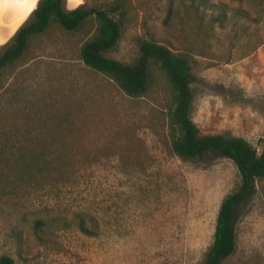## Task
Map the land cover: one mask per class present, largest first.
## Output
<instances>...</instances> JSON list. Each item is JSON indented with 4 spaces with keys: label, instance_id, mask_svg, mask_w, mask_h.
<instances>
[{
    "label": "rangeland",
    "instance_id": "obj_1",
    "mask_svg": "<svg viewBox=\"0 0 264 264\" xmlns=\"http://www.w3.org/2000/svg\"><path fill=\"white\" fill-rule=\"evenodd\" d=\"M119 1L111 16L121 37L106 56L131 63L142 39L186 56L200 132L241 137L258 151L264 0ZM37 2L0 0V47ZM94 29L93 17L74 32L51 24L2 72L0 256L13 264H199L240 174L219 153L182 160L172 152L171 87L157 65L149 64L139 97L86 67L79 49ZM234 232V251L220 264H264V181L237 206Z\"/></svg>",
    "mask_w": 264,
    "mask_h": 264
},
{
    "label": "trees",
    "instance_id": "obj_2",
    "mask_svg": "<svg viewBox=\"0 0 264 264\" xmlns=\"http://www.w3.org/2000/svg\"><path fill=\"white\" fill-rule=\"evenodd\" d=\"M98 1L91 7L84 3L70 10L66 7V0H38L26 21L0 47V77L6 67L22 57L32 36L44 33L51 24H56L65 32H74L90 17L95 21V29L80 46L79 58L86 67L113 81L125 95H142L147 90L149 64L157 65L171 87L168 120L173 137L172 152L182 160H197L209 153H219L230 159L240 174L238 189L227 195L220 205L213 242L199 263L220 264L235 248L237 206L253 191L256 181H264V137L259 139L257 151L241 137L200 132L190 117L193 103L191 85L196 77L186 56L174 54L169 48L152 40L142 39L138 56L131 63L108 58L106 54L117 47L121 37L120 24L111 14L120 13L122 2ZM40 225L37 220L36 227ZM0 264H13V260L8 256H0Z\"/></svg>",
    "mask_w": 264,
    "mask_h": 264
},
{
    "label": "crops",
    "instance_id": "obj_3",
    "mask_svg": "<svg viewBox=\"0 0 264 264\" xmlns=\"http://www.w3.org/2000/svg\"><path fill=\"white\" fill-rule=\"evenodd\" d=\"M68 9V8H67Z\"/></svg>",
    "mask_w": 264,
    "mask_h": 264
}]
</instances>
